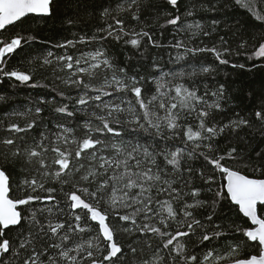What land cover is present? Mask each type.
<instances>
[{"label": "snow or ice", "instance_id": "obj_1", "mask_svg": "<svg viewBox=\"0 0 264 264\" xmlns=\"http://www.w3.org/2000/svg\"><path fill=\"white\" fill-rule=\"evenodd\" d=\"M167 3L172 11L159 36L174 26L168 44L147 23L150 5L117 0L113 8L104 0L101 18L114 23L57 42L59 53L33 55L36 36L9 32L32 18L53 17L57 0H0V76L44 88L39 80L51 69L72 90L11 113L25 118L23 125L0 120L6 134L0 138V264H264V151L253 155L232 143L253 121L264 128V94L250 114L232 109L221 118L228 111L225 86L213 90L200 78L214 79L219 65L245 68L231 61L241 53L218 35L219 20L189 22L220 10L212 0ZM230 6L246 9L264 27V0H224ZM142 19V26H129ZM104 41L168 48L173 67L164 71L157 58L151 72L121 66ZM247 44L241 39L237 49ZM254 49L249 59L264 58V41ZM15 57L35 67L10 69ZM6 100L0 95V103ZM221 139L229 146L221 147ZM232 211L247 227L230 218Z\"/></svg>", "mask_w": 264, "mask_h": 264}, {"label": "trees", "instance_id": "obj_2", "mask_svg": "<svg viewBox=\"0 0 264 264\" xmlns=\"http://www.w3.org/2000/svg\"><path fill=\"white\" fill-rule=\"evenodd\" d=\"M116 2L117 0H111L113 8H115ZM119 2L123 3V0H119ZM223 2L224 0H212V3L220 10L200 12L195 17L188 19L189 22L195 19L208 26L211 25L212 20H219L220 24L217 28L218 35H225L226 38H230L229 43L232 48L241 53V55L232 56L231 61L236 64H244L245 68H232L230 65H219L214 74V79L211 76L200 78L213 90L219 84L225 86L229 99L225 102L224 106L228 111L222 113L221 118L226 120L228 116L232 115V109L240 112L241 115H245L246 113L250 114L253 111L254 105L258 103V97L264 94V58L255 61L248 58L255 50L254 46H258L260 42L264 41V27H261L260 22L255 21L246 9L239 6L224 8ZM232 2L234 3V0ZM57 3L58 11L53 17L43 19L32 18L24 25L13 29L9 32V35L15 32H21L25 35L36 36L39 42L33 43L31 49L28 50L33 55L37 54L39 50L46 51L48 49L59 53L61 50L53 47L57 42H63L66 38L72 39L80 35L87 36L88 34H96L98 27L106 26L108 23H114L111 16L101 18L98 9L104 3V0H57ZM142 4L151 6V14L146 17V20L148 24L154 23L156 25L152 29L154 38L159 37L160 41L164 44L172 42L170 32L174 30V26L163 29V36H159L161 31L159 25L163 24L169 18L166 13L172 11L167 0H142ZM183 10L181 9V11ZM113 15H119L122 19H126L127 16V14L115 12ZM69 19L73 23H67ZM143 23L144 19H142L139 25L132 22L129 26L140 27ZM234 33L235 35H233ZM241 39L247 40L248 44L243 49H237V42ZM102 45L111 54L114 61H117L121 66L128 64L130 69L137 66L142 72H151L153 71L151 67L153 58L159 59L164 71L173 67L169 63L168 48H152L146 42L139 50H136L130 45H124L123 42L116 44L114 42L104 41ZM97 46H100V44ZM80 47L85 48L86 51L91 50V45H81ZM173 54H175L174 51ZM205 56L208 60H214V57H211L210 54H205ZM182 65L183 62L175 65V67L180 68ZM184 66L186 67V65ZM34 67V64H30L28 60L22 59L21 57L11 59L9 63V68L13 70L29 71ZM50 72L51 69H48L47 79L41 78L39 80L41 84L46 85L44 88H31L15 81L14 78L0 76V95L7 97L6 102L0 103V120H3L5 123L13 122L23 125L25 118L13 116L11 113L17 111L22 112L28 107H34L41 97L48 100H52L55 97L58 100L59 92L72 91L66 88L61 81L52 77ZM37 75L39 76L40 74L38 73ZM43 115L45 118L52 116L51 108L45 107ZM75 119L76 121H82L83 117L77 115ZM68 123L72 124L73 121L69 119ZM261 131H264V128H261L259 123L253 121L252 128H246L239 134L243 139L238 141L233 138L232 143L237 144L239 147H247L248 152L253 155L257 151H264V137L261 136ZM5 135L4 132L0 131V138ZM77 135H79V132H77ZM220 143L221 147L229 146L226 139H221ZM0 150H2V146H0ZM49 159H51V155ZM11 171L14 179L18 177L20 174L19 165L14 166ZM249 174L251 175V172ZM65 190H68V188ZM230 218L238 221L241 226L247 227L248 222L246 218L242 217V214L238 215L235 211H232ZM120 238L121 241L125 239L123 235ZM249 251V249H245L243 254L247 255ZM143 255L144 258H148L151 255V251L146 250Z\"/></svg>", "mask_w": 264, "mask_h": 264}]
</instances>
